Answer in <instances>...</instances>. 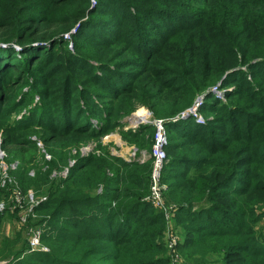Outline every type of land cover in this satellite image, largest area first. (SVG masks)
<instances>
[{"label":"trees","instance_id":"1","mask_svg":"<svg viewBox=\"0 0 264 264\" xmlns=\"http://www.w3.org/2000/svg\"><path fill=\"white\" fill-rule=\"evenodd\" d=\"M110 1L101 0L95 7L92 0H0L1 7H8H0V45L8 46L1 47L7 49L1 51L5 57L0 59V136L9 156L15 155L12 148L17 144L5 133L17 127L11 118L37 97L50 109L55 94L65 92L69 85L67 77L55 88L48 71L49 62L61 58L62 50L65 51L68 34L76 42L75 53L65 51L69 56L86 60L96 57L85 51L92 35L82 32L90 23L89 17L105 13ZM123 1L135 7L134 14L125 15L134 19L133 42H137V36L142 34L139 31L151 21L152 11L170 12L171 19L181 14L182 9L176 0ZM156 1H160L159 5ZM199 3L198 24L180 26L163 34L158 45L145 53L142 69L128 76L131 84H124L125 71L119 69L125 65L121 61H116L109 80L94 76L95 84L103 86L111 80L119 82L120 73L125 76L118 91L110 94L113 100L103 108L87 94L79 98H88L94 104L99 118H95V124L90 118L93 112L78 107L77 113L67 106L69 118L78 114V120L59 127L57 137L45 139L46 144L61 138L72 145L101 139L119 129L130 144L137 146V157L129 160L102 151L81 157L71 165L65 154L59 156L60 161H47V171L40 169L36 177L27 175L25 170L18 174L21 188L27 192L24 198L30 186L40 187L43 183L36 185L45 180L47 203L37 211L46 208L54 219L65 209L61 204L66 202L82 216L98 221L97 224L84 231L74 224L77 235L47 232L42 240L47 238L50 251L30 252L26 258L21 255L29 250V244L12 250L14 243L22 241L21 232L12 238L0 233L4 236L0 238V259H10L12 264H173V256L178 254V264L184 260L208 264V258L212 264H264V230L256 227L260 216L256 210L260 204L264 208V0H195L196 5ZM162 4L164 7H156ZM122 32L111 41L105 37L100 40L106 45H116L125 38ZM145 37L148 43V35ZM33 43L51 45L36 48ZM17 47L21 49L20 57ZM130 47L133 48L132 42ZM107 60L115 61L111 56ZM238 72L245 76L230 77ZM235 78L240 79L238 88L228 91ZM36 84L44 88L36 92L23 89ZM79 84L74 82L71 86ZM214 88L223 89L231 101L218 97ZM72 92L70 102L78 97ZM203 95L198 114L206 122L193 114L181 118L194 106V100ZM139 106L167 120L168 161L161 179L167 187L163 189V200L168 207L173 202L179 206L169 213L153 202V157H139L143 149H150L151 155L154 126L142 124L128 131L122 126L126 125L122 119ZM177 114L179 119L168 121ZM172 123L175 131L169 127ZM178 124H183L186 131ZM22 140L25 144L31 142L30 138ZM67 166L66 177H51L54 167ZM101 186L104 190L99 192ZM13 189L20 191L18 185ZM97 209L100 212L93 216ZM60 217V222H70L68 217ZM5 219L0 213V231ZM175 220L184 229V239L183 242L180 237L176 239L171 248L167 233ZM60 229L67 231L63 226Z\"/></svg>","mask_w":264,"mask_h":264},{"label":"rangeland","instance_id":"2","mask_svg":"<svg viewBox=\"0 0 264 264\" xmlns=\"http://www.w3.org/2000/svg\"><path fill=\"white\" fill-rule=\"evenodd\" d=\"M97 1L98 2L95 4V7L101 0ZM159 3L160 1H156V5H159ZM176 5L182 6V9L179 11L181 14H179V12H175L179 15L173 16L171 19L168 15L170 12L156 11L158 9L152 11L150 13L151 21L147 24V27H144L139 31V33L142 34L137 36V42H133L135 41L133 35L134 29L131 28V24L134 19H130L128 17L126 18L125 15L134 14L135 7L130 4V2H125L123 0H111L110 2H108L105 13H100L98 16L96 15L94 17H89L88 21H90V23H88V26H86L82 32V34L92 35L93 40L85 45V51H87L89 55L91 53H94L96 57H88V60H86L78 56H76L77 58H72L71 56H69V54L65 52L67 51V49H69L73 53L76 52V42L73 36H70L67 40L68 43L64 45L65 47L63 46L65 51L62 50L61 58L54 59L53 61L49 62L50 70L48 71L50 74V83L55 88L59 87L60 81L63 77H67V83L69 85L64 88L65 92H62V94H60L61 92L55 94V96L53 97L54 99L52 98L53 101L50 109H46L45 103L39 100V98L37 97L34 102L31 101L28 106L22 108L20 110V114H14V116L11 118L12 123L17 127L13 131L9 130V132L5 133H7L6 135H10L17 143L12 148V151L15 155L9 156L8 149L5 146L2 147V145L4 144V138L3 136H0V152H3V156H0V213L6 218L1 226L0 233L12 238L15 237L18 232H21L23 236L22 241L19 240L18 243H14L12 249L13 251H18L21 249L20 247H26V243L29 244V250L23 252L21 258H26L30 254V252H36L31 251L30 249L31 229L33 228H40L42 230L43 236L44 234H47V232H49L50 234L59 235H63L65 233L77 235L78 231L73 228L74 224L77 225V229L80 231L88 230L90 229V227L97 224L96 222L98 221H93L92 218L82 216L79 213V210H75L73 206L67 204L66 202L61 204V208L65 207V209L59 211V216L54 217V219H52V216H49L47 214V212L50 211L46 208H44L45 210L41 212L37 211V208L47 203V193H45L47 191V184H44L45 180H42L38 185H36L39 186L43 183L40 187L30 186L31 189L28 188L30 190H28V196L24 198L23 195H25L27 192H24L21 188L22 186L19 182L18 174L22 170H25V173L27 175L29 173L32 174V176H35L36 173L38 175L40 169L42 172H46L48 168L47 161L52 162L55 159L59 160V156H63L65 154L69 156V164L71 165H73L75 160L77 162L81 157H89L91 153L99 154L102 153V151H110L115 155L124 157L129 160L137 157V146L134 144H130L123 137V134L119 129L113 131L110 135L103 136L101 139L82 141L78 144L72 145H68L66 140H63L61 138H55L52 142L46 144L45 139H48V137L52 135H54V137H57L59 127H64V125H67L70 121H74L75 119L78 120V114H75L72 119L69 118L70 114L67 113L69 110H66L65 108L67 106L71 107V109L74 108L73 110H75L76 112L78 107L82 109L85 108L87 110V113L93 112V115L90 118L92 119L91 123L95 124L97 122L95 118L99 119L98 116L95 115L96 108H94V104L92 102H89L88 98L86 100L79 99L83 94H87L90 99L95 98L97 104L102 108L104 105H108L113 100V98L110 97V94L118 91V86L122 85V79L125 78V76L126 79L124 81V84L129 85L132 83V79L128 76L131 75L132 72H137L139 71V69H142L140 67L141 64H143L145 61V53L152 51L158 45V41L162 38L163 34H167L180 26L198 24L196 16L200 14V10L198 8L200 3L196 5L195 0H176ZM168 6L173 7L172 4H169ZM168 6L165 7L169 8ZM156 7L164 6L162 4ZM1 8L5 9L8 7L3 6ZM121 32L125 33V38L118 40V43L116 42V45H106L100 40V38L105 37L108 41H111L112 39L117 38L116 35L120 34ZM145 34L148 35V43ZM127 38H132L134 40L132 41L131 39L129 42H126ZM131 42L133 44V48L130 47ZM33 45H36V48H38L39 45H46L47 47H49L51 44L33 43ZM2 46L8 47L6 45L4 46V44L0 45V59L4 56L3 54H1V51L3 49H7H2ZM16 49L18 51L17 56L20 57L21 55L19 54V52H21V49L18 47ZM110 56L115 59V61L107 60ZM103 57L106 60L101 61ZM98 60L101 62H99ZM116 61H121L122 64L125 65L123 68L119 69L120 71H125V76L120 73V75L118 76L119 82L111 80L109 81V84H106L105 86H103L102 84L100 85L99 83L95 84L94 76L96 75L100 76L101 78L105 76L107 80L111 78L110 72L115 68ZM6 62L8 61L6 60ZM101 63L103 64L101 65ZM240 75L245 76L244 74L239 73L231 74L230 77H239ZM235 79V81L230 83V85L232 86H228V91H232L238 88L237 85L240 84V79ZM74 82H78L80 84L77 86H71V83ZM32 86L30 88H25V86L23 89H32L33 92H36L38 91V89L44 88L38 84L33 87ZM51 89L53 90L52 87ZM82 90H86L87 92H84ZM24 91L26 90H23V92ZM72 91H75L76 93L74 94L78 95V97L70 102V100H68V97L69 94H73ZM214 91L217 92V96L224 101H231L227 96H225V92L223 91V89L219 90L218 88H214ZM196 99L194 100V103ZM161 105L164 106V104ZM146 111L147 113L150 112L151 114H153L150 115L152 121L141 123L140 125L151 124L154 126L155 134L153 139L155 142L158 128L154 123V120L161 119L155 116V112L145 106H139L134 112L126 115L125 117L132 114H136L141 117L140 113ZM177 116L178 114L175 117ZM189 117L187 116L185 117V119ZM124 118L122 120H124ZM166 121L167 120H165V122ZM168 121L172 122L176 120H174L173 117H170ZM188 121H192V118H190V120ZM43 122H46L48 125H43ZM175 123H172L169 126L172 131H175L176 129V126L173 125ZM122 126L125 127V131H128L125 124ZM139 126L131 127L130 129L136 130ZM177 126L183 131H186L183 124H178ZM166 129L169 130L168 127ZM239 130L240 129H237V131ZM22 138H30L31 142L29 144H25V141L22 140ZM49 148H51L52 151ZM148 150L143 149L139 151V157H142L143 159L149 158L151 155L149 153L150 151ZM54 168L55 169L51 172V174L53 173L51 176L53 179H62L66 177L69 172L68 166L64 169H57L58 167ZM7 184H9L10 186L7 187ZM14 185H18L20 191H22V195L20 197L22 202L21 204H19L16 200L15 191L17 190L14 191ZM103 190L104 186H101L99 188V192H102ZM30 192L33 193L35 201H33L29 196ZM44 197L46 198L43 199ZM168 198L169 197L167 196V199ZM173 203L174 210H177L179 206H176L177 203ZM17 207H19L21 211ZM262 207L263 206L260 204L258 206L259 210H256V215H260L256 221V223L258 224V226L256 227H260L262 230H264V208L261 209ZM5 210H8L9 212ZM98 212H100V209L95 210L93 216H96ZM61 215L64 217H68L70 222H68V224L60 222L62 219L60 217ZM202 222L205 223V220L203 219ZM61 226L66 227L67 231H63L62 229H60ZM172 228L174 230H177V232H173ZM171 232L174 234L173 237L170 234ZM182 234H184V229H182L181 226L176 223V220L172 221V224L167 233L169 237V245L170 242L175 244L177 241H175V239H178L179 237L182 238L183 242L184 235ZM0 238L4 239V236L0 235ZM42 244L48 247V250L43 252L50 251L51 248L47 244V238L42 240ZM210 259L211 258L207 259L208 264H212ZM1 261L5 262L4 264H12L10 259H0V263ZM173 263L178 264L176 257H174ZM180 264L190 263H188L187 260H184Z\"/></svg>","mask_w":264,"mask_h":264},{"label":"built area","instance_id":"3","mask_svg":"<svg viewBox=\"0 0 264 264\" xmlns=\"http://www.w3.org/2000/svg\"><path fill=\"white\" fill-rule=\"evenodd\" d=\"M97 2H98L97 0H92L93 5H95ZM74 31L75 30H73V33H74ZM70 36L71 35L68 34L67 38H69ZM202 102L197 103V100H196V102L193 106L194 110H193L192 114L195 117H197V119L199 121L205 123L206 121L202 118V116H200L198 114V107L201 106ZM150 115L151 114L148 112V115H147L148 119H146L144 121V123L152 121ZM154 123L157 125L158 130H157L155 142L153 144L152 152H151V156L153 157V162H154L153 172H152V190H153L152 198H153V202L157 206L161 207L162 209L165 210V212L169 213L171 209L174 210V206L172 205V206L168 207L166 205V203L164 202V200H163V189L166 188L167 185L161 181L162 174L164 171V167H165L166 162L168 160V155H167V150H166V146L168 144V136H167L166 128L164 126V120L163 119L154 120ZM0 156L1 157L3 156L2 151L0 152ZM15 195H16L17 202L19 204H21L22 203L21 199H20L21 192L16 191ZM29 196L31 197V199L33 201H35L34 195L32 192H30ZM45 198L46 197H44L43 199H45ZM31 231H32L31 238H30V249H31V251H47L48 247H46L42 244V237H43L42 230L40 228H36V229H32ZM175 241H176V239H175ZM175 244L170 242V247L173 248L175 246ZM174 257L179 259L178 254H175V256H173V259H174ZM1 263L4 264L5 262L1 261Z\"/></svg>","mask_w":264,"mask_h":264},{"label":"water","instance_id":"4","mask_svg":"<svg viewBox=\"0 0 264 264\" xmlns=\"http://www.w3.org/2000/svg\"><path fill=\"white\" fill-rule=\"evenodd\" d=\"M204 97H205L204 95L198 97V99H197V103L202 102V101L204 100ZM193 110H194V107H193V106L190 107L189 109H187V110L181 115V118H185V117L191 115L192 112H193ZM149 113H150V112H149ZM150 114H151V113H150ZM177 119H179V116L176 117L174 120H177ZM123 121H124L126 124L128 123V124L133 125L134 127H137V126H139L141 123H144L145 120H142V119L137 120V116H136V114H132V115H130V116L125 117ZM164 122H165V121H164ZM165 123H166V122H165Z\"/></svg>","mask_w":264,"mask_h":264},{"label":"bare ground","instance_id":"5","mask_svg":"<svg viewBox=\"0 0 264 264\" xmlns=\"http://www.w3.org/2000/svg\"><path fill=\"white\" fill-rule=\"evenodd\" d=\"M140 115H141V117L139 115H136L137 116V120H139V119H142V120L148 119V116H147L148 113H147V111L146 112H141Z\"/></svg>","mask_w":264,"mask_h":264},{"label":"crops","instance_id":"6","mask_svg":"<svg viewBox=\"0 0 264 264\" xmlns=\"http://www.w3.org/2000/svg\"><path fill=\"white\" fill-rule=\"evenodd\" d=\"M153 115V114H151ZM165 121V120H164ZM164 126H165V122H164ZM128 127V128H127ZM131 127H134L133 125L129 124L128 123L126 124V129H130ZM166 128V127H165ZM153 166H154V162H153Z\"/></svg>","mask_w":264,"mask_h":264}]
</instances>
